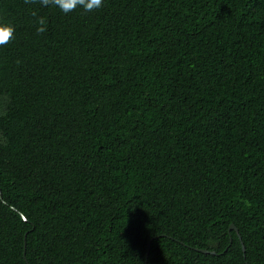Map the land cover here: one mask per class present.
Returning <instances> with one entry per match:
<instances>
[{
	"label": "trees",
	"instance_id": "trees-1",
	"mask_svg": "<svg viewBox=\"0 0 264 264\" xmlns=\"http://www.w3.org/2000/svg\"><path fill=\"white\" fill-rule=\"evenodd\" d=\"M0 23V264H264V0Z\"/></svg>",
	"mask_w": 264,
	"mask_h": 264
},
{
	"label": "clouds",
	"instance_id": "clouds-1",
	"mask_svg": "<svg viewBox=\"0 0 264 264\" xmlns=\"http://www.w3.org/2000/svg\"><path fill=\"white\" fill-rule=\"evenodd\" d=\"M25 4L39 3L43 7L53 6L58 8L65 14L75 11L77 8H82L85 12H92L103 6V0H24ZM35 17L37 34H43L47 31V21L44 17L32 12ZM15 38V27L12 24L0 23V48L6 47L12 43Z\"/></svg>",
	"mask_w": 264,
	"mask_h": 264
},
{
	"label": "water",
	"instance_id": "water-1",
	"mask_svg": "<svg viewBox=\"0 0 264 264\" xmlns=\"http://www.w3.org/2000/svg\"><path fill=\"white\" fill-rule=\"evenodd\" d=\"M232 230H236L238 235H239V237H240V239H241V235L239 234V230H238L237 226L234 223H231L230 227H229V231H232ZM158 236L159 235H156L152 239L157 238ZM152 239L148 243V249L149 250H150V247H151ZM231 240H232V238H231ZM195 249H197L198 251L204 252V253H212V254H216L217 253L215 250H209V249H206V248H195ZM243 249L245 250V245L244 244H243ZM149 250L147 252V255L149 254Z\"/></svg>",
	"mask_w": 264,
	"mask_h": 264
}]
</instances>
